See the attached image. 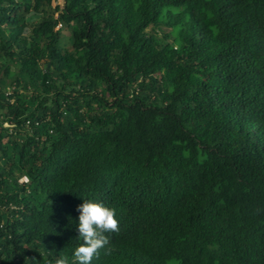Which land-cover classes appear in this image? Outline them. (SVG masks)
Returning <instances> with one entry per match:
<instances>
[{
    "label": "trees",
    "instance_id": "obj_1",
    "mask_svg": "<svg viewBox=\"0 0 264 264\" xmlns=\"http://www.w3.org/2000/svg\"><path fill=\"white\" fill-rule=\"evenodd\" d=\"M55 1L0 0V264H76L84 199L92 264H264V0Z\"/></svg>",
    "mask_w": 264,
    "mask_h": 264
},
{
    "label": "clouds",
    "instance_id": "obj_2",
    "mask_svg": "<svg viewBox=\"0 0 264 264\" xmlns=\"http://www.w3.org/2000/svg\"><path fill=\"white\" fill-rule=\"evenodd\" d=\"M77 211L76 238L80 244L75 248L73 255L76 264H92L99 250L109 243L108 234L117 230L115 209L94 200L84 199L77 206ZM39 262L40 260L37 261L35 258L28 260V264H39ZM55 264H68V259L63 256L58 257L55 259Z\"/></svg>",
    "mask_w": 264,
    "mask_h": 264
},
{
    "label": "rangeland",
    "instance_id": "obj_3",
    "mask_svg": "<svg viewBox=\"0 0 264 264\" xmlns=\"http://www.w3.org/2000/svg\"><path fill=\"white\" fill-rule=\"evenodd\" d=\"M60 2H61L60 0H57V1H55V2L53 3V5H55V4H60ZM64 35L67 36L68 33L65 31ZM4 126H9V124L5 123Z\"/></svg>",
    "mask_w": 264,
    "mask_h": 264
}]
</instances>
